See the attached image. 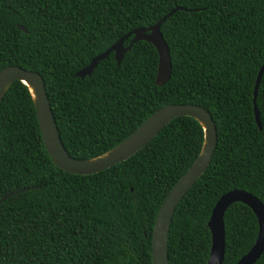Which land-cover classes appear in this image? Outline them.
I'll list each match as a JSON object with an SVG mask.
<instances>
[{"label": "trees", "instance_id": "obj_1", "mask_svg": "<svg viewBox=\"0 0 264 264\" xmlns=\"http://www.w3.org/2000/svg\"><path fill=\"white\" fill-rule=\"evenodd\" d=\"M160 27L171 76L155 84L154 47L138 42L119 65L113 53L89 77L74 75L138 28ZM22 26L26 33L17 28ZM130 39L123 43L127 47ZM264 0H0V70L39 74L59 131L75 160L99 157L149 116L174 104L206 109L217 145L204 174L173 214L169 264H206L207 228L217 200L244 191L264 205ZM204 141L193 119L172 120L127 161L90 176L54 167L31 96L15 82L0 104V264H152L160 205L198 157ZM223 264L255 242L257 220L243 204L224 214ZM254 264H264V252Z\"/></svg>", "mask_w": 264, "mask_h": 264}, {"label": "water", "instance_id": "obj_2", "mask_svg": "<svg viewBox=\"0 0 264 264\" xmlns=\"http://www.w3.org/2000/svg\"><path fill=\"white\" fill-rule=\"evenodd\" d=\"M182 10L176 8L163 16L153 26L138 28L126 34L108 50L94 57L85 68L78 71L74 76L79 79L89 77L98 63L105 60L111 53H113L116 65H119L132 45L138 42H146L154 47L158 57L155 84L158 87L164 86L171 76V61L160 27L174 13ZM17 28L26 33L22 26H17ZM128 39H130L129 44L127 47H123V43ZM263 72L264 63L257 74L253 91L254 118L259 130H261V123L255 99ZM15 82L22 83L28 89L34 105L40 137L52 165L71 175L90 176L127 161L153 140L174 119L188 117L201 126L204 136L201 151L190 168L170 189L160 205L154 221L151 234V263L169 264L167 236L175 209L186 193L204 174L216 149V128L210 113L197 105H166L149 116L128 138L110 151L94 159L79 161L69 156L60 140L59 131L46 94L45 84L39 74L18 66L2 68L0 70V104L8 89ZM36 188H25L8 193L0 198V204L13 196ZM236 203L243 204L252 211L257 220V236L249 251L235 264H254L264 252V205L251 194L240 190H232L217 200L207 222L211 244L206 264H223L225 253L224 214L230 206Z\"/></svg>", "mask_w": 264, "mask_h": 264}]
</instances>
